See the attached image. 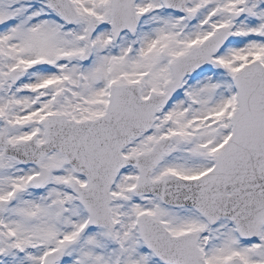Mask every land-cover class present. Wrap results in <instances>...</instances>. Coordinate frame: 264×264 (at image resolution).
<instances>
[{
  "label": "snow or ice",
  "instance_id": "obj_1",
  "mask_svg": "<svg viewBox=\"0 0 264 264\" xmlns=\"http://www.w3.org/2000/svg\"><path fill=\"white\" fill-rule=\"evenodd\" d=\"M0 264H264V0H0Z\"/></svg>",
  "mask_w": 264,
  "mask_h": 264
}]
</instances>
